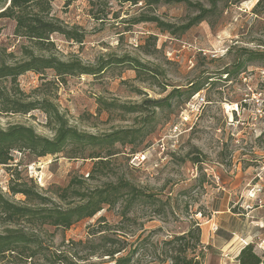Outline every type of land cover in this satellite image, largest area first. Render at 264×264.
Listing matches in <instances>:
<instances>
[{"label":"rangeland","instance_id":"rangeland-1","mask_svg":"<svg viewBox=\"0 0 264 264\" xmlns=\"http://www.w3.org/2000/svg\"><path fill=\"white\" fill-rule=\"evenodd\" d=\"M188 1L209 8L208 0ZM52 16L83 36L82 43H76L53 35L51 51L60 59L96 67L129 58L146 69L141 73L116 63L96 76H70L61 83L52 71H46L44 79L27 73L19 77V89L30 101L51 102L80 132L99 136L129 131L133 136L126 144H116L110 157L102 152V165L90 158L91 151L72 147L39 159L15 152L8 168L0 165V192L12 203H23V196L8 190L17 173L61 208L79 203L72 195L60 197L57 190L69 186L88 194L130 184L151 201L135 202L124 214L128 198L122 193L118 203L104 206L92 219L68 229L42 227V245L52 253L82 256L83 250L72 243L102 231L122 234L130 242L151 233L159 246L168 236L197 224L207 233L205 243L201 236L206 248L203 264H238L246 244L258 254L264 252L257 237L264 234V220L258 216L264 210V0H226L205 22L176 36L135 21L154 16L177 28L196 16L181 4L145 7L124 0H58L52 3ZM13 28L12 21L0 19V50L19 58L20 47L27 44L14 38ZM246 52L259 57L249 61ZM191 83H203L204 88L191 99L176 94L166 101L171 92H184ZM121 106H141V112ZM11 125L53 136L40 111L0 114V129ZM250 234V240L243 238ZM72 260L108 264L107 258ZM151 263L149 258L141 260ZM0 264L48 263L40 257H5Z\"/></svg>","mask_w":264,"mask_h":264},{"label":"trees","instance_id":"trees-1","mask_svg":"<svg viewBox=\"0 0 264 264\" xmlns=\"http://www.w3.org/2000/svg\"><path fill=\"white\" fill-rule=\"evenodd\" d=\"M58 0H0V19L13 22V36L27 45L20 47V57L14 53L7 54L0 50V114L25 116L33 111H40L46 117V126L53 132L52 138L38 135L32 127L11 125L0 129V165L8 168L14 161L13 154L28 153L36 159L56 156L67 151L68 147L77 148L78 152L91 151V159H96V165H102V152L111 156L116 144H126L129 131L113 132L104 135H92L80 132L71 126L57 108L49 101H30L28 96L19 89V77L33 73L45 78L46 71H52L55 79L61 83L70 76L92 75L103 72L107 65L127 63L132 69L144 73L146 67L136 60L124 58L110 60L96 67L83 65L78 60L64 61L51 50L54 44L51 37L58 34L67 40L82 43L83 36L66 29L60 21L52 16V3ZM67 1V0H66ZM90 1V0H89ZM226 0H208L209 8L188 0H124L133 6L145 7L159 5L181 4L196 14L182 26L175 27L165 24L154 16H142L135 23H152L162 32L172 36L181 35L191 28L205 22L218 10V4ZM259 3V2H258ZM247 53V59L254 61L259 57L256 53ZM228 76V72H225ZM204 88L203 83H191L184 91L174 90L166 101L174 95H186L191 99ZM156 106V105H155ZM128 112H141V106H121ZM74 155H76L74 153ZM69 158H75L71 155ZM198 162V161H196ZM78 185V184H77ZM11 195L24 197L22 204L9 201L0 192V262L5 257H22L34 259L40 257L48 264H76L89 261L91 257L107 258L108 264H141L145 258L151 259V264H203L205 250L201 244V229L197 224L183 233L168 236L159 246L151 240V233L133 242L116 233L101 234L92 232L90 239L84 242L72 243L74 248L83 250V255L77 253H52L42 245L39 229L45 226L68 229L72 225L92 219L103 210L104 206H114L122 193H126L127 204L125 213L135 202L149 203L151 197L143 194L130 184H114L107 188L95 189L88 194L80 192L75 186L57 191L60 197L72 195L79 203L61 208L42 196L24 182L19 174L12 175L8 186ZM125 191V192H123ZM70 192V193H69ZM99 223L102 220L99 219ZM101 234V235H99ZM208 249V248H207ZM71 258H69V257ZM238 264H264V252L258 254L252 244H246L236 258Z\"/></svg>","mask_w":264,"mask_h":264},{"label":"crops","instance_id":"crops-1","mask_svg":"<svg viewBox=\"0 0 264 264\" xmlns=\"http://www.w3.org/2000/svg\"><path fill=\"white\" fill-rule=\"evenodd\" d=\"M258 216H261V218L260 219H262V220H264V210H259V212H258ZM247 219H249V216H247ZM246 222H248V221H246ZM249 225H251V224H253V225H255V222H249L248 223ZM248 227H250V226H248ZM261 230V229H260ZM201 236H202V242H204L205 241V235L207 236V233L202 229L201 230ZM206 233V234H205ZM264 233V232H263ZM257 237H259L260 239H259V241H261V242H263L262 243V246L261 247H263L264 246V234L263 235H259V236H257ZM244 239H246L247 241L248 240H250L251 239V234L250 235H247L246 237L244 236L243 237ZM205 243V242H204ZM263 249V248H262Z\"/></svg>","mask_w":264,"mask_h":264},{"label":"built area","instance_id":"built-area-1","mask_svg":"<svg viewBox=\"0 0 264 264\" xmlns=\"http://www.w3.org/2000/svg\"><path fill=\"white\" fill-rule=\"evenodd\" d=\"M212 231L215 233L217 231V227L212 225Z\"/></svg>","mask_w":264,"mask_h":264}]
</instances>
